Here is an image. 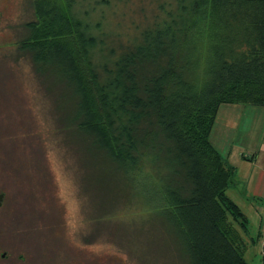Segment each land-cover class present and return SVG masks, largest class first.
Segmentation results:
<instances>
[{
  "label": "trees",
  "instance_id": "trees-1",
  "mask_svg": "<svg viewBox=\"0 0 264 264\" xmlns=\"http://www.w3.org/2000/svg\"><path fill=\"white\" fill-rule=\"evenodd\" d=\"M77 1L33 0L18 42L66 99L62 127L135 180L182 263L247 264L238 170L210 137L221 106L264 107V0H154L127 38L94 35Z\"/></svg>",
  "mask_w": 264,
  "mask_h": 264
},
{
  "label": "rangeland",
  "instance_id": "rangeland-1",
  "mask_svg": "<svg viewBox=\"0 0 264 264\" xmlns=\"http://www.w3.org/2000/svg\"><path fill=\"white\" fill-rule=\"evenodd\" d=\"M32 2L0 0V264H186L135 180L118 176L62 127L60 88L18 50L34 18ZM153 3L78 0L75 7L94 35L127 38L148 24ZM263 114L264 107L223 105L210 137L239 171L228 196L247 219L245 233L236 225L247 264H264L260 165L248 160L262 144Z\"/></svg>",
  "mask_w": 264,
  "mask_h": 264
},
{
  "label": "crops",
  "instance_id": "crops-1",
  "mask_svg": "<svg viewBox=\"0 0 264 264\" xmlns=\"http://www.w3.org/2000/svg\"><path fill=\"white\" fill-rule=\"evenodd\" d=\"M244 108H247V107H244ZM220 110H221V108H220ZM220 110H219V113H220ZM219 113H218V115H219ZM263 118H264V114H263ZM217 119H218V116H217ZM255 151H256V154H253L252 160L250 158H248V160L254 162L256 165L257 164L260 165L259 170H258V175L261 177V179L259 178L258 180H261L262 185L260 186L259 189H260V192L262 193V196L264 197V136L262 138V144L260 146H258V148ZM242 156H243V158H245L244 155H242ZM242 156H240V157H242ZM227 159L230 162V164H232L233 166H235L237 168L236 164H234L235 162H233L234 158H229L228 157ZM232 159H233V161H232ZM245 159H247V158H245Z\"/></svg>",
  "mask_w": 264,
  "mask_h": 264
},
{
  "label": "water",
  "instance_id": "water-1",
  "mask_svg": "<svg viewBox=\"0 0 264 264\" xmlns=\"http://www.w3.org/2000/svg\"><path fill=\"white\" fill-rule=\"evenodd\" d=\"M3 200H4V195L3 194H0V207L2 206Z\"/></svg>",
  "mask_w": 264,
  "mask_h": 264
},
{
  "label": "flooded vegetation",
  "instance_id": "flooded-vegetation-1",
  "mask_svg": "<svg viewBox=\"0 0 264 264\" xmlns=\"http://www.w3.org/2000/svg\"><path fill=\"white\" fill-rule=\"evenodd\" d=\"M1 256H2V257H5V254H2Z\"/></svg>",
  "mask_w": 264,
  "mask_h": 264
}]
</instances>
